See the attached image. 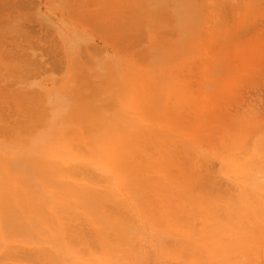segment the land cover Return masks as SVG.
<instances>
[{
  "label": "rangeland",
  "instance_id": "374dc122",
  "mask_svg": "<svg viewBox=\"0 0 264 264\" xmlns=\"http://www.w3.org/2000/svg\"><path fill=\"white\" fill-rule=\"evenodd\" d=\"M253 1L260 5L257 19ZM189 2L0 0V14L24 15L15 23L0 17L5 46L0 55V167L8 165L4 149L11 152L17 145L13 133L28 143L60 110L54 127L63 130L53 133L60 138L52 137L45 151L60 154L62 198L68 193L65 184L75 182L113 200L110 211L123 220L121 228L135 229L125 237L127 243H118V264H264V76L243 68L241 56L253 47L236 50L245 10H250V28L254 25L264 36V0H222L229 13L227 28L216 17L206 21L201 12L204 19L198 17L193 6L185 16L182 9ZM133 17L137 23L130 26L126 22ZM105 24L110 28L103 31ZM150 25L164 29L152 35L151 28L146 30ZM251 31L240 38L253 40ZM26 39L35 45L37 64L30 61L31 49L24 53L17 47ZM227 43L234 46L224 50ZM20 60L23 69L32 68L30 75L16 71ZM189 81L194 96L169 89ZM148 95L149 106L154 100L170 112L156 114L144 107ZM94 104L99 107L78 116ZM120 143L127 148L134 143L143 166L158 164L142 202L148 211H138L148 215L139 224L135 200L122 186ZM9 182L18 186L21 178ZM51 203L72 239L69 263L103 264L101 236L81 204L61 198ZM13 241L0 238V264H50L31 245L17 247Z\"/></svg>",
  "mask_w": 264,
  "mask_h": 264
},
{
  "label": "bare ground",
  "instance_id": "6f19581e",
  "mask_svg": "<svg viewBox=\"0 0 264 264\" xmlns=\"http://www.w3.org/2000/svg\"><path fill=\"white\" fill-rule=\"evenodd\" d=\"M188 6L189 8L184 7L182 9L185 12L184 14L185 16L186 15L188 16V14L191 13V9L193 6L194 8L193 10L195 13L196 12L198 13L197 14L198 17L204 19L203 18V14H204L206 21L208 19L210 20L216 17V19L222 20L224 27L227 28L229 25L228 24L229 13L226 11V9H224L225 4L222 2V0H190V2L188 3ZM259 7H260L259 3H257L256 1H253L252 11H253V14L254 13L256 14L255 19L262 16L259 12L261 11ZM173 10L175 11V8H173ZM245 11L246 12L242 15V17H244L245 19V24H244L245 27L242 32L243 34H239V35L241 37L242 35H244V32L248 34V32L252 30L251 32H252L253 40H249V39L242 40L240 37L237 40L238 36H236V50H239V49L244 50L243 48L247 47L248 45L251 48L253 47L250 51L248 52L246 51L245 54L241 56V62H242L243 68L253 69L255 71V74L259 73L263 79L264 72H260V66H264V36L259 37L260 31L254 30V25H252L250 28V22H251V17L249 15L250 10H245ZM200 12L203 14L199 15ZM5 14L6 12H3L0 14L2 21L6 19L13 23L20 21V19H22V17L24 16L23 14H20L19 11H16V15H13V18ZM184 15L183 17H185ZM26 18L27 17L23 19H26ZM126 23L130 26H133L137 23V21L134 20V17H133L130 22H126ZM255 23L256 22H254V24ZM185 24L188 25L187 23ZM163 27L164 26L162 25V26H159V28H155L150 25V27H146V30L148 28H151L154 31V33L153 34L151 33V34L157 35V29H159L160 31H163L164 29ZM109 28L110 26L105 24L104 27L101 29H103V31H106ZM194 28L197 30V26H195ZM231 28L234 32L235 30L238 31L237 28L235 29L234 25H232ZM262 34L264 35L263 32ZM180 35L182 36V34ZM157 42L159 46L160 41H158V39H157ZM16 44H17V47H21V50L24 53L26 51L28 52L31 49V59H30L31 62L35 63L38 60L37 53L35 52V45L32 44L30 40H27V39L20 40ZM232 46H234V44L227 43L223 48L224 50H228L227 47H232ZM27 48H29V50ZM4 50H5V46L3 45V41H0V55L3 54ZM160 51H163V50L160 49ZM73 57L74 55H72V58ZM2 59L0 61H2ZM23 62L24 61H21V60L16 62L15 64L16 71H24L26 75H30L32 72L31 71L32 68L29 69L25 67V69H23L22 65L25 66ZM212 62H213V59H212ZM37 63L38 62H36V64ZM228 64L231 65V62L230 63L228 62ZM223 73H225V71ZM169 89L174 94L184 96V97L188 95L194 96L196 93V91L194 90V87L192 86L191 81H189L188 83L181 82V84L177 86L176 88L173 87ZM154 93L155 92L151 93V95L153 96ZM7 94H10V93H7ZM64 96L67 97V95H64ZM146 97L147 98H145V96L143 97V102H145L144 107L148 108V106L150 105L149 101H150L151 96L148 95ZM148 98H149V101H148ZM66 100L67 99H65V101ZM153 101H152V104L153 103L154 104L153 105L151 104L152 108H150L151 106H149V110L153 109V111L150 110L152 111V113L155 111V113L157 114V112L163 111V110L165 111V114L170 112L166 106H163V107L157 106L158 104H156ZM59 103H57V105ZM69 103H67L66 105H69ZM18 106H20V104ZM56 107H60V106H56ZM79 107L77 108L78 109L86 108V107H80V108ZM97 107L99 106H95L94 104V106L91 109L88 108L87 111L80 110V112L78 111L79 112L78 116L87 115L91 113L94 109H96ZM20 108L21 107H19V110ZM67 108L69 110V107ZM67 108H65V110ZM72 111H75V109ZM58 112L60 113V110ZM58 112L56 111V113H54L55 115L54 119L50 118L49 122L45 126L44 131L42 133H39L38 135H34L31 139L28 140V143H26L23 140V137H21L19 134L13 133L11 137H14L13 142L14 144H17V145L14 148H11L10 150L11 152H8L7 149H4L5 153L7 154L6 161L8 165L5 167L6 170H3L0 167V238L14 240L13 243H15L17 247L21 244L31 245V248L35 252L38 251L39 253H41L42 257L48 260L50 264H72V263H69L68 259H66L67 252H70L67 245L72 242V239H70V236L66 234L65 229L64 228L62 229V226L58 223V220L56 219V213L58 209L55 206V204L51 203V201L54 202V198L56 199L61 198V200H75L76 202L81 204V209L83 211L84 216H86V219L97 226L98 234L101 236V241H102L101 252H102V257H103V262H104L103 264H118L120 262L119 260H118L119 262L117 261V254L120 251V247L118 243L120 242L127 243L126 241L128 240H126L125 237L129 234H132V232L135 229L132 228V229L127 230V229L121 228V224L123 223V220L120 217L116 218V216H114V213L110 211L111 209L110 203L113 200L111 198H108L104 194L103 191L92 190V187H90L87 184H78L75 182L66 183L65 186H67L68 193L62 198L64 194L62 192V186L64 184L62 182L63 164L61 161L59 162V160L61 159L58 156L60 154L56 153V151L55 152L52 151L54 153L45 151V145L49 141L52 140V137H55V138H57L56 136L59 137V135H57L58 133H55L56 134V135L54 134L55 136L53 135V133L56 131L62 132L63 130V129L57 130L56 127H54L55 126L54 121L56 119V116L59 115ZM152 113L150 112L149 113L150 115L148 116H152L151 115ZM73 114H75V112H73ZM61 116L63 117L62 113H61ZM61 122H59L58 124H60ZM101 124L104 125V123H101ZM62 126H63V123H62ZM106 126L104 125V128ZM101 129L103 128L99 127L100 133H102ZM103 131L106 132L107 130H103ZM101 141L102 140H96V142L98 143ZM107 141L105 144L108 143ZM134 145L135 144L132 143L131 147L127 148L124 145V143L119 144L118 149L120 151L118 153L119 155L118 168L121 169L120 174H121V180L123 182L122 186L125 192L127 193L126 195L131 196L132 200H135L134 201L135 202L134 207L136 209L135 214L138 218L137 220L139 224L140 221L143 220V218H146L145 214L148 215L147 213L145 214L142 212L138 213V211L140 209L143 212L148 211L147 207L143 210L142 202H143V199L147 198V194L145 192L150 187H152L151 185L152 178L158 173L156 171V168H158V164L156 162H152L151 167L146 166V165L143 166L142 163L137 160L136 153L133 147ZM44 156L45 157L47 156L51 158L52 160L51 159L48 160L47 157L45 158ZM171 173L172 172L170 169L167 170V175H172ZM180 175L186 177L184 173H180ZM19 177L21 178V183L18 186H14V183L9 182V181L15 182L16 178H19ZM2 178H6V182L3 181ZM24 178L27 180H25ZM120 203H124V201H121ZM151 221L154 223L152 219ZM155 221H157L156 218H155ZM110 231L115 233L114 236L112 237L110 236L111 234ZM34 237H38L37 242H34V239H33ZM129 241H131V239H129ZM115 242H117V245H115ZM78 255L80 256V253H78ZM76 262L78 264H82L80 260ZM99 263L102 264V262H99ZM92 264H96V263L93 262Z\"/></svg>",
  "mask_w": 264,
  "mask_h": 264
}]
</instances>
